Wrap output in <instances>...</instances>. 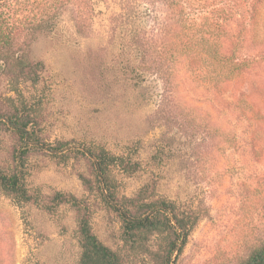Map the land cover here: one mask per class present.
<instances>
[{
    "label": "rangeland",
    "instance_id": "obj_1",
    "mask_svg": "<svg viewBox=\"0 0 264 264\" xmlns=\"http://www.w3.org/2000/svg\"><path fill=\"white\" fill-rule=\"evenodd\" d=\"M2 1L26 21L18 42L39 65L13 75L0 63V173L18 170L27 146L16 113L43 145H28L20 167L31 201L18 205L0 182V264H78V213L59 193L81 200L105 245L125 249L112 205L122 207L80 152L96 147L138 164L112 168L117 198H163L200 217L169 264H241L264 243V63L244 78L243 107L228 100L243 80L217 85L208 61L179 50L187 29L237 24L244 0ZM160 241L134 264H159Z\"/></svg>",
    "mask_w": 264,
    "mask_h": 264
},
{
    "label": "trees",
    "instance_id": "obj_2",
    "mask_svg": "<svg viewBox=\"0 0 264 264\" xmlns=\"http://www.w3.org/2000/svg\"><path fill=\"white\" fill-rule=\"evenodd\" d=\"M4 3L0 1L1 66L13 75H29L39 64L31 65L29 63L25 58L24 49L18 42L21 27L26 21L20 18V12H15L12 9L15 14H11L9 9L4 8ZM44 21L38 20L34 25L40 27ZM227 21L229 22L223 25L217 22H207V26L198 30L187 29L186 39L179 48L183 54H189L192 58L202 56L204 61H208V69L215 77L213 81L217 85L219 82L244 81L246 76L256 75V70L264 63V0H244V8L238 19L235 20L237 24L232 26L231 18H227ZM220 32H223L224 44L219 42ZM39 63L41 64V62ZM244 82L243 90L235 94V97L230 95L228 99L233 103L234 101L235 103L239 102L238 104L243 107H245L244 104L249 103L247 98L253 93L252 83L248 80ZM216 84L212 86L218 90ZM256 89L257 87L253 86V90ZM261 91L264 92V90ZM256 115L264 119V109L259 106ZM9 121L17 134L26 140L27 146L20 152L21 160L18 170L11 174L0 173V182L7 195L20 205L32 199L25 186V177L20 171V167H24V155L29 146L43 144L40 139L36 138L34 132L27 130L28 121H25L18 113ZM51 150L57 151L54 148ZM79 151L77 150V152ZM69 152H74V150L70 149ZM80 152L90 155L99 182L103 183V186L100 187L101 190L107 191L111 201L122 207L112 205L123 220L122 236L125 249L113 250L105 245L93 232L88 214L82 212L84 208L81 200L75 196L59 193L56 195L57 199L71 202L78 213L77 233L81 249L78 264H134V259L137 257L153 253L148 243L153 237H159L161 240L159 249L154 253L157 261H160L159 264H169L171 256L175 252L181 254L189 235L199 221L200 217L196 211L180 210L174 202L163 198L149 202L139 197L120 200L112 191V187H114L110 179L112 168L121 167L127 172H133L137 170V162L114 155L103 147L87 148ZM66 156L68 155L66 154ZM137 203H140L141 206L139 211L134 213L132 205ZM241 264H264V243L254 247Z\"/></svg>",
    "mask_w": 264,
    "mask_h": 264
},
{
    "label": "water",
    "instance_id": "obj_3",
    "mask_svg": "<svg viewBox=\"0 0 264 264\" xmlns=\"http://www.w3.org/2000/svg\"><path fill=\"white\" fill-rule=\"evenodd\" d=\"M0 1H2V0H0Z\"/></svg>",
    "mask_w": 264,
    "mask_h": 264
}]
</instances>
